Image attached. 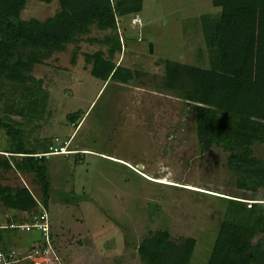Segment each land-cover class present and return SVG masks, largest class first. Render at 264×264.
Returning a JSON list of instances; mask_svg holds the SVG:
<instances>
[{"label": "rangeland", "instance_id": "obj_1", "mask_svg": "<svg viewBox=\"0 0 264 264\" xmlns=\"http://www.w3.org/2000/svg\"><path fill=\"white\" fill-rule=\"evenodd\" d=\"M209 2L142 1L139 11L142 24L135 36L143 38L145 48L123 43L118 63L146 72L148 77L141 78L135 87L123 89V94L114 84L107 82L102 87L97 67L85 68L84 55L101 52L99 47L83 43L74 66L69 63L74 46H69L57 60L34 68L32 74L44 80L43 87L47 77L44 92L30 87L23 91L24 95L16 94L14 101L13 91L18 90L15 87L11 88L9 99L4 100V96L3 105L21 101L20 108L10 106L9 111L1 114L10 122L13 113L22 115L15 120L24 126L25 140L11 146L10 138L0 130V150L22 148L43 153L60 148L62 152L46 156L48 179L55 189L47 211L54 243L53 250L46 253L49 261L35 258L39 264H142L137 250L141 240L149 232L163 229L174 240L197 239L191 264H206L223 219L225 206L220 197L264 201V192L240 187L234 173L208 157L197 155L192 110L170 95L155 93L160 79L156 83L154 76L162 77L164 71L163 66L156 68L160 59L204 69L199 60L188 58L185 44L193 52L199 51V45L187 43L182 27L197 20L200 14L214 12ZM57 10L56 0H28L21 19L44 20ZM145 19H150V23L146 24ZM103 34L92 32L93 36ZM124 34L127 42L130 33L125 29ZM150 44L152 52L147 48ZM134 52L136 56H132ZM195 55L208 56L205 52ZM252 95L263 106V112L264 89L252 88ZM259 110L252 107L249 114L257 115ZM74 111H81L78 118L81 123L71 138L74 122L68 124L67 116ZM257 118L264 119V115ZM69 137L65 147L73 152L61 149ZM253 149L264 161L260 144ZM14 161H9L12 166ZM131 168L172 184L149 180ZM23 179L22 188L29 189V180ZM10 183L14 184L12 178ZM185 184L193 188H184ZM69 190L76 193H71L73 206L60 200ZM39 212L38 204L28 215ZM11 218L19 223L14 213ZM71 238L73 241L68 242ZM39 243H44L39 231L11 229L1 245L14 249L22 258L20 264H33L29 256H36L34 247Z\"/></svg>", "mask_w": 264, "mask_h": 264}, {"label": "trees", "instance_id": "obj_2", "mask_svg": "<svg viewBox=\"0 0 264 264\" xmlns=\"http://www.w3.org/2000/svg\"><path fill=\"white\" fill-rule=\"evenodd\" d=\"M27 1L0 0V130L10 138L11 146L25 140L24 126L15 120L22 115L13 113L10 122L1 112L9 111L10 106L20 108L21 101L3 105L4 96V100L9 99L8 94L15 87L18 90L13 91L14 101L16 94L24 95L23 91L30 87L44 92L47 77L43 87L44 80L32 74L34 68L57 60L69 46H74L71 66L78 62L80 44L100 48L101 53L92 51L84 58L85 68L92 65L101 73V80L97 78L102 87L108 82L120 87L123 94L122 90L135 87L139 78L148 77L146 72L133 71L118 63L122 54L118 21L139 18L143 0H56L58 10L52 17L23 20L21 14ZM209 3L214 12L200 14L197 20L183 26L187 43L202 45L201 50L193 52L185 44L187 52L207 53V65L202 66L204 69L192 68L160 59L156 68L163 66L164 71L154 89L181 100L185 108L192 110L197 155L208 157L234 173L240 187L264 192V161L253 149L260 144L264 150V120L249 115L254 102L252 88L264 89V0H210ZM93 31L104 34L93 36ZM193 32L196 36L192 38ZM200 35V40L195 39ZM141 40V37L136 39ZM149 47L152 52V45ZM80 115L81 111H74L67 116L68 124L74 122L71 138L81 123ZM70 137L61 149L66 148ZM59 149L43 153L26 152L22 148L0 150L2 210L18 217L17 214L34 211L40 204L48 211L55 189L48 179L46 156L62 154ZM66 152L73 151L66 148ZM12 159L14 166L9 162ZM11 178L14 184L10 183ZM23 178L29 180V189L22 188ZM71 193L76 195L75 190H69L60 200L73 206ZM37 197L42 203L37 202ZM220 199L225 206L223 219L206 264H264V201ZM4 231L0 233L2 240L7 236ZM43 239V244L34 247L35 252H44L46 238ZM53 243L54 233H50L52 248ZM196 247L197 239L174 240L163 229L149 232L137 250L142 264H191Z\"/></svg>", "mask_w": 264, "mask_h": 264}, {"label": "built area", "instance_id": "obj_3", "mask_svg": "<svg viewBox=\"0 0 264 264\" xmlns=\"http://www.w3.org/2000/svg\"><path fill=\"white\" fill-rule=\"evenodd\" d=\"M141 20L137 17L132 18L128 21L120 20L118 21V32L120 34V40L123 43H126V37L124 30L126 29L129 35L138 30V27L141 26ZM40 206V212L36 215L30 216V212H24L20 217H15L18 219L19 223L12 222L10 211L5 212L0 210V233L3 234L4 230L11 229H21L26 232L32 231L33 229L40 232L43 238H46V244L44 246V252L37 251L36 256L32 258L29 256V259L36 262L38 258H45L47 261L50 259L47 257L46 253L50 250H53L50 244V222L48 218L47 211ZM15 216V215H14ZM2 239H0V264H20L22 258L16 253V251L8 246L1 245ZM37 258V259H35Z\"/></svg>", "mask_w": 264, "mask_h": 264}, {"label": "crops", "instance_id": "obj_4", "mask_svg": "<svg viewBox=\"0 0 264 264\" xmlns=\"http://www.w3.org/2000/svg\"><path fill=\"white\" fill-rule=\"evenodd\" d=\"M144 18V17H143ZM141 20V19H140ZM146 20H148V19H145V23L147 24V23H150V19H149V21H146ZM124 21V20H123ZM182 30H183V27H182ZM137 33V31L135 32V33H132L131 35H129V38H128V40H129V43H131V45L132 44H138L139 45V47H141V48H145V45H143V44H146V43H144V41H140V42H137L136 41V36H135V34ZM190 36H192V38H193V36H196V32H193L192 34H190ZM183 38H184V36H183ZM200 38H201V35L199 36V37H197V38H195V39H199L200 40ZM185 40H186V37L184 38ZM189 39H191V38H189ZM194 39V40H195ZM148 43V42H147ZM137 46V45H136ZM201 46L202 45H200L199 44V48H200V50H201ZM147 48H148V51L150 52V47H149V45L147 46ZM152 48H153V45H152ZM196 54V53H195ZM195 54H193L192 52H187V55H188V58H190V59H192V60H199L200 62H201V66H206L207 65V63H208V59H207V57H205V56H203V55H200V56H197V55H195ZM171 61V60H170ZM182 64H184L185 65V63H182ZM133 71H138V70H134V69H132ZM142 72V71H141ZM143 78V77H142ZM143 79H145V78H143ZM157 79H162V78H160V77H157L156 76V81L155 82H157ZM139 80H140V78H139ZM160 84V83H159ZM121 93V92H120ZM155 93L156 94H158V96H162L161 94H167V93H164L163 91L162 92H158V91H156L155 90ZM169 95V94H168ZM171 96V95H170ZM173 97V96H172ZM175 98V97H174ZM177 99V98H176ZM177 100H179V99H177ZM179 101H181V100H179ZM253 105H251V107H253V110L254 109H256V110H258L259 108L261 109V110H259V111H257L259 114H257V115H251V116H254V118H257V116H260V115H264V111L263 112H261L262 111V108H263V106H261V103H259L257 100H254L253 99ZM182 102V101H181ZM252 109V108H251ZM250 112V111H249ZM250 115V114H249ZM148 118V117H147ZM258 119H261V118H258ZM264 120V119H263ZM194 132H195V127H194ZM126 141H128V139L126 138ZM0 210H2L1 208H0ZM50 233H51V224H50ZM36 253V252H35ZM19 257H21V256H19ZM44 261H47V260H44ZM33 262V264H39V262L38 261H36V262H34V261H32Z\"/></svg>", "mask_w": 264, "mask_h": 264}, {"label": "bare ground", "instance_id": "obj_5", "mask_svg": "<svg viewBox=\"0 0 264 264\" xmlns=\"http://www.w3.org/2000/svg\"><path fill=\"white\" fill-rule=\"evenodd\" d=\"M63 152H64V150H63ZM112 160H114V159H112ZM115 161H116V159H115ZM121 162V161H120ZM124 163V162H123ZM124 164H126L127 166H129V164L128 163H124ZM131 169H133V170H135L136 172H138L135 168H131ZM138 170H140V168H138ZM143 173H144V171H142ZM138 173H140V172H138ZM142 176H144V177H146V178H148L149 180H153V181H156V182H160V183H170V182H168V181H164L163 179H160V178H157V177H148L147 175H145V173L144 174H142V173H140ZM170 184H172V183H170ZM174 184H176V183H174ZM178 184V183H177ZM177 184H176V186H177ZM182 186H184V188H189V189H192L193 187L192 186H190V185H187V184H185V185H182ZM195 189H197V188H195ZM197 190H199V189H197Z\"/></svg>", "mask_w": 264, "mask_h": 264}]
</instances>
